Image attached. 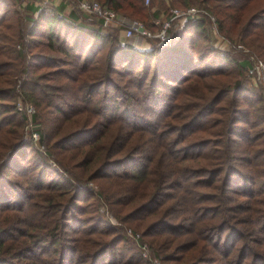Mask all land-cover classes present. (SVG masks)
I'll return each instance as SVG.
<instances>
[{
  "label": "trees",
  "instance_id": "obj_1",
  "mask_svg": "<svg viewBox=\"0 0 264 264\" xmlns=\"http://www.w3.org/2000/svg\"><path fill=\"white\" fill-rule=\"evenodd\" d=\"M98 1L162 27L160 6ZM194 1L246 55L217 49L207 16L141 50L64 0L34 22L0 0V264H151L97 201L163 264H264V93L246 80L264 0Z\"/></svg>",
  "mask_w": 264,
  "mask_h": 264
},
{
  "label": "built area",
  "instance_id": "obj_2",
  "mask_svg": "<svg viewBox=\"0 0 264 264\" xmlns=\"http://www.w3.org/2000/svg\"><path fill=\"white\" fill-rule=\"evenodd\" d=\"M52 0H42L38 2L39 5H45ZM68 7L71 9L77 10L82 14L88 21H99L107 27L116 28L122 31V38L126 43L132 45L135 48H141L143 43H149L150 39H159L161 41H170L173 34L171 30L176 25L177 22L186 20L187 18H201L203 16L209 17L213 21L212 29H217V21L214 16L208 14L205 9H199L196 7L189 6L184 9H175L171 8L169 16L166 20L161 23L162 27L156 31L150 30L147 28V25L138 19H132L128 16L118 13L115 10L108 8L106 5H103L98 0H64ZM151 0H145V4L149 5ZM24 9V4L19 5V9ZM159 24V23H158ZM219 44V43H218ZM252 65L249 70L259 75L258 79L264 80V62L255 56L250 57ZM18 110L24 113L27 117V126L30 128V136L34 141H39V127L33 121V117L36 114V108L34 105L27 103L19 99ZM92 186V185H91ZM96 187V186H95ZM95 187H92L94 192ZM113 217V216H112ZM131 229V228H130ZM130 236L135 240L137 245L141 249V254L143 257L148 258L150 256L149 246L142 241V236L140 233L129 230ZM143 242V243H142ZM154 258V257H153ZM150 263L161 264L156 259H152L150 256Z\"/></svg>",
  "mask_w": 264,
  "mask_h": 264
},
{
  "label": "rangeland",
  "instance_id": "obj_3",
  "mask_svg": "<svg viewBox=\"0 0 264 264\" xmlns=\"http://www.w3.org/2000/svg\"><path fill=\"white\" fill-rule=\"evenodd\" d=\"M183 2L184 0H151L149 5H146L147 8H149L150 6H160V11L163 12L165 15L164 19L163 20H166L169 16V13H170V9L171 8H175V9H184L182 8L183 7ZM192 7H196V8H199V9H203L201 6H200V3L197 2V1H194L192 0L191 2V5ZM23 9V8H22ZM22 9H19V11ZM21 14H23V12H21ZM122 14V13H121ZM23 16L25 17V15L23 14ZM130 18V17H129ZM135 18H138V20H141L143 21L145 24L149 25L148 24V20L145 18V17H135ZM209 19V17H207ZM134 19V18H132ZM209 21V27L210 28V32H209V36L211 37V40H212V44L214 42V45L217 49L219 50H223L225 52H230L232 51V49H235V47H233V45L231 44L230 40H228L227 38L224 37L223 34L220 33L219 31V26L217 25V29H212L211 27L213 26V21L211 19L208 20ZM25 22V25L26 26H29L31 25L29 21H24ZM163 23V21L161 22ZM218 24V23H217ZM181 25V24H180ZM175 29L180 27V26H174ZM219 43V44H218ZM215 48V49H216ZM235 51L237 52H232L234 53L235 55L237 56H243V55H246V51L243 50V49H240L237 48L235 49ZM252 68V67H251ZM252 70V69H251ZM251 70H248L247 74H246V80L249 82V86L250 87H253L254 89H257V90H260L261 92L264 93V80L261 79L259 80L258 79V74L256 73V70L254 72H251ZM20 98V97H19ZM19 102V99L17 101V104ZM264 105V104H263ZM41 129V128H40ZM30 138H32L30 136V128L28 126L25 127V139L26 140H29ZM41 151L43 154H45L46 156L48 155L47 153V150L44 146L41 147ZM28 152L30 153L29 154V158L28 160H33V161H39L41 157H39L38 155L36 156L35 154V150L34 149H28ZM55 166V165H54ZM58 168V167H57ZM92 187H95L94 185H92ZM95 191H97V186L95 187ZM97 193V192H96ZM95 202V201H93ZM96 205H98V210H99V213L100 214H104L107 218V220L112 224V225H115L117 227H120V228H124V234L126 237H128V239L136 246L137 250H139V252H141V249L140 247L137 245V243L135 242V240L130 236L129 234V230H131L129 227H126V226H122L119 222H117V220H115V218L112 217L110 211H109V208L106 206V204L103 202V201H97ZM133 230V229H132ZM134 231V230H133ZM139 233V232H138ZM141 234V233H140ZM143 243V242H142ZM145 243V242H144ZM147 244V243H146ZM148 245V244H147ZM149 246V245H148ZM150 252V256L152 257V259H156L157 261H159L161 264H163L159 259L157 258H153L152 254H151V251ZM142 253V252H141ZM149 256V257H150ZM148 258H145L146 260L149 259ZM149 261V260H148ZM150 262V261H149ZM153 264V263H151Z\"/></svg>",
  "mask_w": 264,
  "mask_h": 264
},
{
  "label": "crops",
  "instance_id": "obj_4",
  "mask_svg": "<svg viewBox=\"0 0 264 264\" xmlns=\"http://www.w3.org/2000/svg\"><path fill=\"white\" fill-rule=\"evenodd\" d=\"M18 1H19V5L23 3L24 7H25L24 9H22V11L20 10V12H23V14L25 15L26 18L31 19L34 22V20H36L38 18L39 13L43 9H45L48 5L57 7L62 0H52L51 2H49L45 5H39L38 4V2H40L42 0H18ZM29 6H32V9H29ZM64 6H65V8L63 10V13H67L69 11L75 10V9H71L70 7H68L66 3L64 4ZM77 13H78V21L81 24H84V25H91V24L99 25L100 24L99 21H88L78 11H77ZM165 15L166 14L161 12L160 8H159L158 16L154 20V23L160 24L162 21H164L163 19H164ZM180 23H181L180 21L177 22L175 26H177ZM100 25H101L103 31H107L108 29L111 28V27H107V26L103 25L102 23ZM121 42L126 43L125 40L122 38V36H121ZM149 47H150L149 43H146V44L143 43L140 49L145 50V49H149Z\"/></svg>",
  "mask_w": 264,
  "mask_h": 264
}]
</instances>
